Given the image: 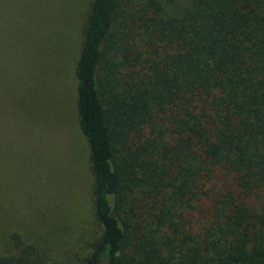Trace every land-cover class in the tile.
<instances>
[{"label":"trees","instance_id":"trees-1","mask_svg":"<svg viewBox=\"0 0 264 264\" xmlns=\"http://www.w3.org/2000/svg\"><path fill=\"white\" fill-rule=\"evenodd\" d=\"M85 19L99 231L79 264H264V0H90ZM16 246L0 264H66Z\"/></svg>","mask_w":264,"mask_h":264},{"label":"rangeland","instance_id":"rangeland-1","mask_svg":"<svg viewBox=\"0 0 264 264\" xmlns=\"http://www.w3.org/2000/svg\"><path fill=\"white\" fill-rule=\"evenodd\" d=\"M89 3L0 0V253L79 264L99 231L74 77Z\"/></svg>","mask_w":264,"mask_h":264}]
</instances>
